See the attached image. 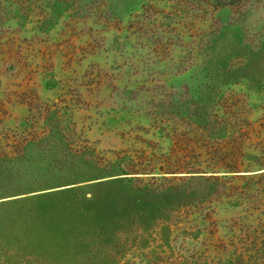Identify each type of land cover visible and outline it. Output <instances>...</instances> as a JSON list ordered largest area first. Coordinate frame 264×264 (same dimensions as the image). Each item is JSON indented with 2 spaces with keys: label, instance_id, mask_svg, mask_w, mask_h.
Returning <instances> with one entry per match:
<instances>
[{
  "label": "rangeland",
  "instance_id": "rangeland-1",
  "mask_svg": "<svg viewBox=\"0 0 264 264\" xmlns=\"http://www.w3.org/2000/svg\"><path fill=\"white\" fill-rule=\"evenodd\" d=\"M262 68L264 0H0V264H264Z\"/></svg>",
  "mask_w": 264,
  "mask_h": 264
},
{
  "label": "trees",
  "instance_id": "trees-1",
  "mask_svg": "<svg viewBox=\"0 0 264 264\" xmlns=\"http://www.w3.org/2000/svg\"><path fill=\"white\" fill-rule=\"evenodd\" d=\"M160 167H161V165L159 164L158 166H156V168H153V170L152 171H158L159 169H160ZM178 167V166H177ZM144 172H140V171H136V170H134L133 172H131L129 175H136V176H138V175H149V174H143ZM154 173V172H153ZM153 173H150V174H153ZM177 174H184V172H182L181 170H180V167H178L177 169H176V171H174L173 169L171 170V169H167V170H165V175H177ZM186 174H199V173H193V172H191V171H187V173Z\"/></svg>",
  "mask_w": 264,
  "mask_h": 264
},
{
  "label": "crops",
  "instance_id": "crops-1",
  "mask_svg": "<svg viewBox=\"0 0 264 264\" xmlns=\"http://www.w3.org/2000/svg\"><path fill=\"white\" fill-rule=\"evenodd\" d=\"M250 63H252V64H257V62L253 59V60H249V62H248V65H250ZM263 69V68H262ZM262 72H264V69L262 70ZM262 78V77H261Z\"/></svg>",
  "mask_w": 264,
  "mask_h": 264
}]
</instances>
